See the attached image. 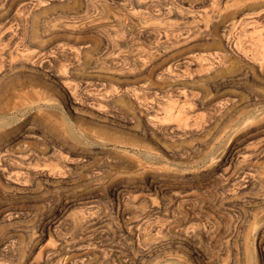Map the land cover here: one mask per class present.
I'll return each mask as SVG.
<instances>
[{
  "label": "rangeland",
  "instance_id": "rangeland-1",
  "mask_svg": "<svg viewBox=\"0 0 264 264\" xmlns=\"http://www.w3.org/2000/svg\"><path fill=\"white\" fill-rule=\"evenodd\" d=\"M261 45L264 0H0V264H264V157L217 166Z\"/></svg>",
  "mask_w": 264,
  "mask_h": 264
},
{
  "label": "bare ground",
  "instance_id": "bare-ground-1",
  "mask_svg": "<svg viewBox=\"0 0 264 264\" xmlns=\"http://www.w3.org/2000/svg\"><path fill=\"white\" fill-rule=\"evenodd\" d=\"M239 24H241V23H239ZM241 26H243L242 24H241ZM244 27V26H243ZM242 28V27H241ZM240 28V29H241ZM243 29V28H242ZM241 29V30H242ZM227 31V30H226ZM225 32V31H224ZM227 40H228V38H227ZM211 43V42H210ZM236 44V43H235ZM240 43L238 42V45H239ZM242 44V43H241ZM237 45V44H236ZM230 46V45H229ZM235 46V45H234ZM262 46V45H261ZM226 47H227V45H221L220 46V48L219 49H221L223 52H220L219 54L220 55H218V56H220V58H222V59H224V57H226L225 56V52H227L226 50ZM243 47V46H242ZM264 45L262 46V47H260V48H262V51L264 50ZM239 49H241V46H239L238 47ZM242 49H244V48H242ZM241 49V50H242ZM245 51V50H244ZM201 52H203V51H201ZM216 52V51H215ZM218 52V51H217ZM242 52V51H241ZM239 53V52H238ZM246 53V52H245ZM203 54H205L204 52H203ZM210 54V53H209ZM247 54V53H246ZM239 55V54H238ZM264 55V54H263ZM246 56V55H245ZM200 57H202V54H201V56ZM207 57V56H206ZM212 57V56H211ZM214 57V56H213ZM247 57V56H246ZM240 58V57H239ZM202 59V58H201ZM204 59V58H203ZM202 59V60H203ZM218 59V58H217ZM201 60V61H202ZM208 63V62H207ZM39 64V63H38ZM224 65V64H223ZM22 67H24V66H22ZM252 70V69H251ZM29 71H31V72H34V73H37V72H39L36 68H34V67H31V68H29ZM60 74V73H59ZM43 76L44 77H47V75L46 74H43ZM58 77V76H57ZM60 79V78H59ZM262 81V80H261ZM1 85H2V83H1ZM71 85V84H70ZM69 85V86H70ZM141 93V92H140ZM138 94V93H137ZM142 96H143V94H142ZM73 99H74V97H73ZM73 99H70L72 102L73 101H75V99L73 100ZM128 103V102H127ZM131 103V102H130ZM72 104V103H71ZM118 107H120V106H118ZM73 108H74V111L76 112V113H79V114H81V111L79 110V109H77L76 107H74L73 106ZM93 108V107H92ZM132 109H129L128 108V113H131V114H133L134 112H135V108L134 107H131ZM126 110V109H125ZM106 111V110H105ZM108 111V110H107ZM169 111V110H168ZM117 112V111H116ZM140 113H142L143 115H144V125H143V127L142 128H146L147 126H149V125H151L150 124V121H149V117L147 116V111L145 112V111H139ZM167 112V111H166ZM150 113V112H149ZM152 113V112H151ZM169 114H170V112H168ZM127 115V114H126ZM157 115V114H156ZM117 116V115H116ZM121 116V115H120ZM151 116V115H150ZM170 116V115H169ZM136 117V116H135ZM153 117V116H152ZM158 117H159V115H158ZM137 118V117H136ZM161 118V117H160ZM97 119H100L101 121H103V122H107V121H109L110 123H112V124H115V125H118L119 123V121H117L116 119H110L108 116H106V115H102V116H97ZM152 120V119H151ZM131 122V121H130ZM159 122V121H158ZM155 123H156V121H155ZM158 124V123H157ZM158 126V125H157ZM126 127H129L130 129H131V126H128V125H126ZM149 131L151 132V127L149 128ZM143 133V132H142ZM243 137V136H242ZM240 140V139H239ZM242 140V139H241ZM232 141V140H231ZM240 146H241V144H239V143H235L231 148H229L227 151H225L224 153H222L220 156H219V162H218V164H217V166H224V165H226L227 167H232V168H235L236 166H237V163H239V162H241L242 163V165H245V167L247 168L246 170H250L251 168H249L250 167V164H251V161H253L254 159H258L259 157H264V143H262V144H260L259 146H255L256 148L253 150V151H251V152H249V153H247V154H245V155H241L240 156ZM244 146V145H243ZM2 147V146H1ZM242 154H244V153H242ZM240 158V159H239ZM256 161V160H255ZM252 165V164H251ZM244 166H242V167H240L242 170H243V172H244V168H245ZM241 170V171H242ZM237 172H239V171H237ZM251 172V171H250ZM243 175H245L244 173H243ZM247 177H249V176H247ZM242 178V177H241ZM7 180V179H6ZM247 181V180H246ZM248 182V181H247ZM232 184H234V183H232ZM250 196V195H249ZM262 197L264 198V193L262 194ZM260 208V207H259ZM191 211V210H190ZM192 212V211H191ZM134 213V212H133ZM194 216V215H193ZM129 218V217H128ZM133 219V218H132ZM125 221H127V219L125 218L124 219ZM202 220V219H201ZM160 222V221H159ZM202 224V223H201ZM125 225V224H124ZM160 225V224H159ZM152 226V225H151ZM50 227V226H49ZM138 227V226H137ZM158 227V226H157ZM195 227V226H194ZM192 228V227H191ZM130 230H131V228H129ZM154 230H158V229H154ZM187 230V229H186ZM194 231V230H193ZM209 231V230H208ZM102 232V231H101ZM161 232V231H160ZM144 233V232H143ZM206 235V234H205ZM174 237H176V238H179V239H181V240H184V241H187V242H193V237L192 238H190L191 236H189L188 235V233H186V232H184L182 229H180V230H177V232L174 234ZM204 240V239H203ZM142 241V240H141ZM140 242V241H139ZM143 242V241H142ZM79 243H80V241H79ZM201 243V242H200ZM75 244V243H74ZM139 245H141L140 243H139ZM200 247V246H199ZM117 253V252H116ZM91 255H92V252L89 250V249H82V248H79V262H83V261H85L86 259H88V258H90L91 257ZM72 258V255L69 253H67V255L65 256V258L64 259H66V261L68 260H70ZM61 260V259H60ZM75 260V259H74ZM65 261V262H66ZM64 262V261H63ZM58 263H59V261H58ZM60 264V263H59Z\"/></svg>",
  "mask_w": 264,
  "mask_h": 264
}]
</instances>
